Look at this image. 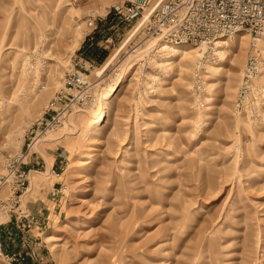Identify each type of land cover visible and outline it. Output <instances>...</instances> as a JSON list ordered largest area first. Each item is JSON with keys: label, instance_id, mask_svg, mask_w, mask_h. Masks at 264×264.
I'll return each instance as SVG.
<instances>
[{"label": "rangeland", "instance_id": "rangeland-1", "mask_svg": "<svg viewBox=\"0 0 264 264\" xmlns=\"http://www.w3.org/2000/svg\"><path fill=\"white\" fill-rule=\"evenodd\" d=\"M109 1L0 0V264H264V32L158 50Z\"/></svg>", "mask_w": 264, "mask_h": 264}, {"label": "built area", "instance_id": "built-area-1", "mask_svg": "<svg viewBox=\"0 0 264 264\" xmlns=\"http://www.w3.org/2000/svg\"><path fill=\"white\" fill-rule=\"evenodd\" d=\"M105 11L121 23L138 16L146 34L162 43H204L235 30L248 38L264 32V0H111ZM82 22L91 26L89 10ZM253 67L251 59L243 61L241 74L245 76ZM62 81L80 84L81 74L70 73ZM50 119L48 116L46 121ZM54 191L47 189L46 194Z\"/></svg>", "mask_w": 264, "mask_h": 264}, {"label": "bare ground", "instance_id": "bare-ground-1", "mask_svg": "<svg viewBox=\"0 0 264 264\" xmlns=\"http://www.w3.org/2000/svg\"><path fill=\"white\" fill-rule=\"evenodd\" d=\"M135 23H136V20H135ZM133 26H134V24H133ZM239 36H240V35L236 36V39H239V38H240ZM215 37H217V35L214 36V37H212V38L210 39L209 42H211L212 47H216V48H218V47H220V46H222V45L224 44V41H222V40H213V41H212V39H214ZM177 43H179V42H177ZM162 45H163V43H160V45L157 46V49L159 50V49H163V48H165V47L162 46ZM190 50H191V49H186L185 51H183V49L178 48V49H169L168 52H169L170 54L182 55V54H188V53L190 52ZM107 57H108V56H107ZM107 57H106V58H107ZM105 60H106V59H104L103 62H104ZM101 65H102V64H101ZM96 70H97V69H96ZM92 73H93V72H92Z\"/></svg>", "mask_w": 264, "mask_h": 264}, {"label": "crops", "instance_id": "crops-1", "mask_svg": "<svg viewBox=\"0 0 264 264\" xmlns=\"http://www.w3.org/2000/svg\"><path fill=\"white\" fill-rule=\"evenodd\" d=\"M51 153H49L48 154V160H47V162H49L50 161V158H51ZM36 158H38V160H40L41 161V159H40V157H39V155H37V154H32L30 157H27L26 159H29V160H31V161H36ZM45 163H46V161H45ZM43 164V162L41 161V165ZM49 184V183H48ZM5 223H7V221H5ZM4 225V222L2 221L1 223H0V226H3ZM4 234V233H3ZM2 233H0V243H2V244H4V246L5 245H7V244H9V236L7 235V237H6V235L4 234L3 235Z\"/></svg>", "mask_w": 264, "mask_h": 264}]
</instances>
